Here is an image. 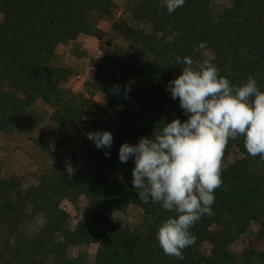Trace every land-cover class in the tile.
<instances>
[{"label":"trees","instance_id":"16d2710c","mask_svg":"<svg viewBox=\"0 0 264 264\" xmlns=\"http://www.w3.org/2000/svg\"><path fill=\"white\" fill-rule=\"evenodd\" d=\"M212 1L186 0L169 14L163 0H138L127 16L116 18L114 0H0V132L12 135L24 128L29 110L41 100L54 109L58 126H78L94 108L93 132L113 133L110 149L98 150L88 139L78 153L54 151L40 139L51 167L36 184L25 186L24 172L11 171L0 179V262H38L35 245L15 243L19 218L14 195L24 192L33 213L44 217L45 232L62 237L52 244L56 259H66L74 246L92 245L93 264H231V245L257 223L244 253L264 264V159L246 152L243 137L226 145L222 163L235 149L242 157L221 168L213 214L190 229L196 241L183 250L182 260L165 255L156 239L161 223L175 213L139 199L132 186L134 161L118 158L123 143L136 144L159 134L166 122L188 118L167 90L183 70L176 57L211 62L236 86L255 77L264 91V0H229L218 12ZM98 18L112 22V31L129 47L99 52L84 93L65 99L61 84L72 82L74 72L44 58L64 55L81 35L103 40ZM173 33L179 35L170 40ZM202 42L206 47L197 51ZM98 94L105 99L103 106L96 102ZM170 112L174 119L168 118ZM65 202L85 211L87 221L70 226ZM130 206L143 211L150 222L146 230H130L113 219L115 211Z\"/></svg>","mask_w":264,"mask_h":264},{"label":"clouds","instance_id":"9594fccd","mask_svg":"<svg viewBox=\"0 0 264 264\" xmlns=\"http://www.w3.org/2000/svg\"><path fill=\"white\" fill-rule=\"evenodd\" d=\"M185 2L163 0V5L172 14ZM178 35L173 33L169 39ZM205 47L202 42L196 50ZM175 63L183 70L167 90L173 100L179 99L188 118L166 122L159 134L141 137L136 144L123 143L118 158L121 163L134 161L132 186L139 199L175 213L161 223L156 239L165 255L182 260L183 250L196 241L190 229L204 215L213 214L229 140L243 137L246 152L264 159V91L252 76L242 85H233L208 61L201 64L185 56L176 57ZM119 90V85L114 86V92ZM87 138L98 150L113 145L110 130L89 132Z\"/></svg>","mask_w":264,"mask_h":264},{"label":"rangeland","instance_id":"374dc122","mask_svg":"<svg viewBox=\"0 0 264 264\" xmlns=\"http://www.w3.org/2000/svg\"><path fill=\"white\" fill-rule=\"evenodd\" d=\"M118 6L117 16H127L128 10L137 5L138 0H114ZM213 10L215 12L222 11V9L229 5V0H213ZM96 23L104 29L106 35L103 40L90 39L87 46L88 60L93 61L99 52L110 50L114 47L128 49L129 43L124 38L114 31H112V22L98 18ZM70 44V43H69ZM77 49L75 44L68 45L66 53L60 57L51 58L45 57L44 62L47 64H64L66 54H70L71 50ZM90 49V50H89ZM88 62H86L87 65ZM66 66V65H65ZM69 68V67H68ZM94 69V64H93ZM91 74L85 81L90 79ZM72 70V69H71ZM83 90L81 93H84ZM65 99L73 96L75 92L71 90H62ZM96 102L98 106H103L105 99L102 94L96 95ZM96 109L89 108L83 122L78 126L61 127L56 125L52 120V115L44 110L41 105H33L28 112V120L24 128L15 132L12 135H6L0 132V179L8 178L11 171L14 173L24 172L26 174L25 186L36 184L38 178L47 172L51 163L49 157H45L42 148L38 142L43 139L50 147L57 152L72 151L77 152L85 141H88L87 134L93 132L91 127V120L95 114ZM168 118L174 119L175 113L170 112ZM241 153L235 149L231 153L227 162L221 164V168L226 164L241 158ZM14 201L17 205L16 215L19 218V231L16 244H30L37 247V264H93L95 260V247L92 245L74 246L69 249L67 258L56 259L51 254L53 241L62 239L61 235L53 238L44 230L45 219L42 214H34L33 206L26 200L24 192L19 195H14ZM64 209L70 214V226H75L79 221H87L88 215L85 211L76 209L69 203H63ZM113 219L122 227L130 230L144 231L147 229L149 221L144 218L143 211L135 206H130L124 210H117L113 214ZM259 225L252 223L245 234L237 239L230 247L233 253V261L231 264H259L252 256H246L244 253L249 241L254 237L258 231ZM21 264L24 263L20 261ZM0 264H8V260H3Z\"/></svg>","mask_w":264,"mask_h":264},{"label":"crops","instance_id":"0c3cea01","mask_svg":"<svg viewBox=\"0 0 264 264\" xmlns=\"http://www.w3.org/2000/svg\"><path fill=\"white\" fill-rule=\"evenodd\" d=\"M90 39L91 38L86 35H81L75 41H72L69 44V46L71 44H75V46H77V49H71L74 51H72L70 54H66L65 65L72 69L75 76L72 82L61 84L62 90H71L75 93H80L85 90V83L87 82L85 80L91 74V70L93 69V61H87V52H90L88 51L87 46L90 42ZM86 62H88L87 65ZM36 104L41 105L44 110L49 113V115H52L54 113V109L45 104L43 101L39 100L35 103V105Z\"/></svg>","mask_w":264,"mask_h":264}]
</instances>
